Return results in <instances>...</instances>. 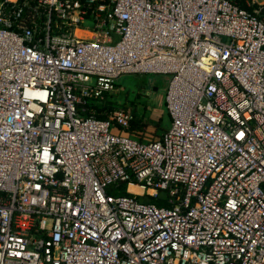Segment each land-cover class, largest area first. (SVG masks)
<instances>
[{"label": "built area", "instance_id": "built-area-1", "mask_svg": "<svg viewBox=\"0 0 264 264\" xmlns=\"http://www.w3.org/2000/svg\"><path fill=\"white\" fill-rule=\"evenodd\" d=\"M0 264H264V0H0Z\"/></svg>", "mask_w": 264, "mask_h": 264}, {"label": "rangeland", "instance_id": "rangeland-1", "mask_svg": "<svg viewBox=\"0 0 264 264\" xmlns=\"http://www.w3.org/2000/svg\"><path fill=\"white\" fill-rule=\"evenodd\" d=\"M168 78L169 75L165 74H122L116 80L113 92L108 96L111 103L124 106V109L129 108L136 113V116L142 118L145 140L156 137L170 125V118L165 108ZM111 131L118 133L119 128L113 126ZM133 137L139 135L134 134ZM164 195L165 192L161 191L159 196Z\"/></svg>", "mask_w": 264, "mask_h": 264}, {"label": "trees", "instance_id": "trees-1", "mask_svg": "<svg viewBox=\"0 0 264 264\" xmlns=\"http://www.w3.org/2000/svg\"><path fill=\"white\" fill-rule=\"evenodd\" d=\"M30 3H32V1H30ZM41 11L42 10L40 9L39 14L41 13ZM90 107L92 108L93 115L95 117H97V118H105V111L106 110H113L114 108H123L124 106H120L118 104H113V103H111V101H109L108 105H105V106L99 105L97 103H93ZM130 112L133 113L134 117H133V119H132V121L130 123V128L128 129V131L130 133H132V134L139 135V138L143 139L144 131H143L142 127H144L143 126L144 122L142 121L141 117L136 116V113H134L133 111H130ZM157 136H159V134ZM156 137H154V138H156ZM154 138H152V139H154ZM120 188H121L120 193H125V190H124L125 187L123 185H121ZM138 199L141 200V201L154 202L158 206H162V205L166 204L165 200L162 199L159 196L158 197H152V196L146 194V195H143V196H138Z\"/></svg>", "mask_w": 264, "mask_h": 264}, {"label": "bare ground", "instance_id": "bare-ground-1", "mask_svg": "<svg viewBox=\"0 0 264 264\" xmlns=\"http://www.w3.org/2000/svg\"><path fill=\"white\" fill-rule=\"evenodd\" d=\"M131 189H132V190H137V187H135V186H131Z\"/></svg>", "mask_w": 264, "mask_h": 264}, {"label": "crops", "instance_id": "crops-1", "mask_svg": "<svg viewBox=\"0 0 264 264\" xmlns=\"http://www.w3.org/2000/svg\"><path fill=\"white\" fill-rule=\"evenodd\" d=\"M127 110H130V109H129V108H127ZM130 111H131V110H130ZM166 128H167V127H166ZM166 128H165V129H166Z\"/></svg>", "mask_w": 264, "mask_h": 264}]
</instances>
